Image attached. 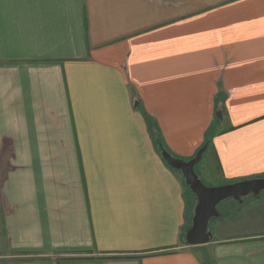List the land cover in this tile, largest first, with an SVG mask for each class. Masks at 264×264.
<instances>
[{"label": "crops", "instance_id": "crops-1", "mask_svg": "<svg viewBox=\"0 0 264 264\" xmlns=\"http://www.w3.org/2000/svg\"><path fill=\"white\" fill-rule=\"evenodd\" d=\"M160 146L264 178V0H0V264H264V194L184 244Z\"/></svg>", "mask_w": 264, "mask_h": 264}, {"label": "water", "instance_id": "water-1", "mask_svg": "<svg viewBox=\"0 0 264 264\" xmlns=\"http://www.w3.org/2000/svg\"><path fill=\"white\" fill-rule=\"evenodd\" d=\"M205 150L206 147L200 150L194 159L185 162L174 158L164 147H159L163 161L169 168L181 173L190 194L195 199L191 211L190 226L185 231L183 240L188 247L205 246L212 242L211 223L222 217V214L217 210L218 206L229 201L243 205L245 199L259 200L264 194V178L215 188L208 187L195 170L202 161Z\"/></svg>", "mask_w": 264, "mask_h": 264}, {"label": "rangeland", "instance_id": "rangeland-1", "mask_svg": "<svg viewBox=\"0 0 264 264\" xmlns=\"http://www.w3.org/2000/svg\"><path fill=\"white\" fill-rule=\"evenodd\" d=\"M212 161H213V164L214 165L212 164V162H211V160L209 158V155H207L206 156V159L202 163H200L198 165V167L195 168V170H196L197 175L201 179H203L204 183L208 187H210V188L220 187V186L224 185L225 182L222 181V177L219 174L218 166H217V163H216V160H215L214 157L212 158ZM188 190H189V188H188ZM247 200L248 199H245V201H247ZM233 203H234L233 201L226 202V203L218 206L217 207V210L220 213H225L227 211L226 208L228 206H232ZM192 205H193V203L190 204L189 211H188V227L190 226V218H191ZM216 221L217 220H214L213 221V225H214V223ZM213 225H211V227H213ZM211 227H210V229H211ZM183 240H184V236H183Z\"/></svg>", "mask_w": 264, "mask_h": 264}]
</instances>
